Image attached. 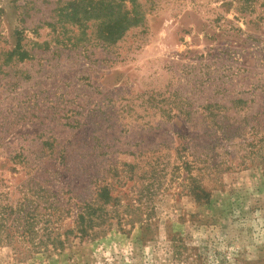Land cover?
I'll list each match as a JSON object with an SVG mask.
<instances>
[{
	"label": "rangeland",
	"instance_id": "1",
	"mask_svg": "<svg viewBox=\"0 0 264 264\" xmlns=\"http://www.w3.org/2000/svg\"><path fill=\"white\" fill-rule=\"evenodd\" d=\"M0 264H264V0H0Z\"/></svg>",
	"mask_w": 264,
	"mask_h": 264
},
{
	"label": "trees",
	"instance_id": "2",
	"mask_svg": "<svg viewBox=\"0 0 264 264\" xmlns=\"http://www.w3.org/2000/svg\"><path fill=\"white\" fill-rule=\"evenodd\" d=\"M119 2H123L125 0H117ZM132 2V1H131ZM102 4V3H101ZM121 8V6H119ZM115 6L110 7L109 12L104 15L99 16L100 19L103 17L104 20L101 19V26L105 28L104 33L101 38L104 43L113 44L120 39L122 34L128 30L129 28L135 27L139 23V19L132 15V11H123L120 13L115 12ZM86 210V209H85ZM87 210H91V207H87Z\"/></svg>",
	"mask_w": 264,
	"mask_h": 264
}]
</instances>
